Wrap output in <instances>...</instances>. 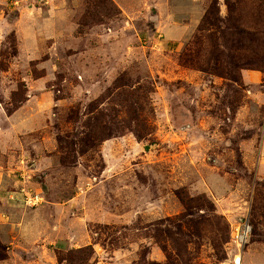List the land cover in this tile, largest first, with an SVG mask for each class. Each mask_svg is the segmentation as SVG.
Wrapping results in <instances>:
<instances>
[{"label": "rangeland", "instance_id": "1", "mask_svg": "<svg viewBox=\"0 0 264 264\" xmlns=\"http://www.w3.org/2000/svg\"><path fill=\"white\" fill-rule=\"evenodd\" d=\"M246 218L264 264V0H0V264H229Z\"/></svg>", "mask_w": 264, "mask_h": 264}, {"label": "built area", "instance_id": "2", "mask_svg": "<svg viewBox=\"0 0 264 264\" xmlns=\"http://www.w3.org/2000/svg\"><path fill=\"white\" fill-rule=\"evenodd\" d=\"M33 204L39 203L36 197H30ZM252 233L249 218L241 222L232 223L230 237V252H228L229 264H242L243 255Z\"/></svg>", "mask_w": 264, "mask_h": 264}, {"label": "trees", "instance_id": "3", "mask_svg": "<svg viewBox=\"0 0 264 264\" xmlns=\"http://www.w3.org/2000/svg\"><path fill=\"white\" fill-rule=\"evenodd\" d=\"M253 231H254V226H253V230H252V233H253Z\"/></svg>", "mask_w": 264, "mask_h": 264}, {"label": "crops", "instance_id": "4", "mask_svg": "<svg viewBox=\"0 0 264 264\" xmlns=\"http://www.w3.org/2000/svg\"><path fill=\"white\" fill-rule=\"evenodd\" d=\"M189 1H191V0H189Z\"/></svg>", "mask_w": 264, "mask_h": 264}]
</instances>
